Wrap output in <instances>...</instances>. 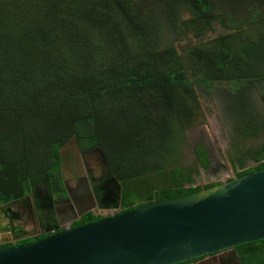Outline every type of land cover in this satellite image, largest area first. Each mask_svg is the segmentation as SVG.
<instances>
[{"label": "trees", "instance_id": "trees-1", "mask_svg": "<svg viewBox=\"0 0 264 264\" xmlns=\"http://www.w3.org/2000/svg\"><path fill=\"white\" fill-rule=\"evenodd\" d=\"M215 92L237 177L264 168V0H0V205L35 181L64 192L72 148L102 150L122 211L211 187L195 184L205 149L185 163L183 143ZM234 249L264 264V239Z\"/></svg>", "mask_w": 264, "mask_h": 264}, {"label": "water", "instance_id": "water-1", "mask_svg": "<svg viewBox=\"0 0 264 264\" xmlns=\"http://www.w3.org/2000/svg\"><path fill=\"white\" fill-rule=\"evenodd\" d=\"M102 163L105 176L116 183L119 206L121 188L104 155ZM263 239L261 168L190 194L0 248V264H176L225 250L236 256L235 246Z\"/></svg>", "mask_w": 264, "mask_h": 264}, {"label": "flooded vegetation", "instance_id": "flooded-vegetation-1", "mask_svg": "<svg viewBox=\"0 0 264 264\" xmlns=\"http://www.w3.org/2000/svg\"><path fill=\"white\" fill-rule=\"evenodd\" d=\"M206 132L205 127L200 125L194 131L186 133L192 150L195 146H204L207 153L208 165L206 169H202L204 171L200 169L197 176L199 179H196V182L201 180L203 183H195L202 186L229 180L237 176L236 173L240 170L236 167L234 171L230 157H227L228 160L224 157H214L216 149L213 148L212 140ZM102 155L97 147L83 153L75 152L76 164H70L71 166L63 171L62 193L52 194L46 180L35 181L29 196L0 205V246H15L28 238L41 239L91 223L93 220L82 222L84 215L90 212L102 218L122 211L121 203L117 206L116 183L105 176ZM228 161L233 173L228 172L225 163ZM251 166H255L252 161L245 165L248 168ZM69 218L71 220L67 221ZM185 262L187 263L184 264H238L231 250Z\"/></svg>", "mask_w": 264, "mask_h": 264}, {"label": "rangeland", "instance_id": "rangeland-1", "mask_svg": "<svg viewBox=\"0 0 264 264\" xmlns=\"http://www.w3.org/2000/svg\"><path fill=\"white\" fill-rule=\"evenodd\" d=\"M185 15L187 16L186 13H185ZM198 92L201 93V90H198ZM254 93H256V92L254 91ZM209 96H212V97H209ZM253 98H255V100L257 101V103L255 102L254 110L263 113V116H264L263 105L258 100V97L256 95H254ZM199 102H200V108H201L202 112H201L200 116H198L199 119H198L197 123L194 125V127H192L191 129H187L186 133H187V131L188 132L194 131L195 128L200 126V125L204 126L206 131H207L206 133H208V136L212 140L213 148L216 149V153L214 154V157L215 158H223V157L224 158H227V157L231 158V157H233L234 151L236 150L235 147L232 146L233 145L232 142L234 139V133H233V130L231 128L230 120H227L224 118L225 102L219 97L217 92L213 93V95L212 94H210V95L206 94L205 96L200 95ZM260 105L262 106V108L260 107ZM261 139L262 138H259V139H253V138L250 139L249 138L244 143V146L248 147V145H255L259 141H261ZM71 147H72V145L69 146V148H71ZM202 147L205 149L204 146H202ZM72 151H73V156H75V150L73 148L71 149V152ZM183 155H184L185 163H190L194 160V157L192 154V147H191V144L187 138L183 143ZM220 156H222V157H220ZM227 160H228V158H227ZM74 163L76 164L75 161H74ZM225 163H226V167L228 169V172H230L229 171L230 170L229 161H228V163L227 162H225ZM248 164H250V161L247 160L246 165H248ZM202 171H204V170H202ZM202 174H204V173L202 172ZM200 177H201V175H200ZM196 179H199V177H196ZM196 183H203V182H201V180H199V182H196Z\"/></svg>", "mask_w": 264, "mask_h": 264}, {"label": "clouds", "instance_id": "clouds-1", "mask_svg": "<svg viewBox=\"0 0 264 264\" xmlns=\"http://www.w3.org/2000/svg\"><path fill=\"white\" fill-rule=\"evenodd\" d=\"M121 203V202H120ZM120 212H123V211H120ZM105 217H107V216H105ZM105 217H102V218H105ZM102 218H100V219H102ZM99 220V219H98ZM94 222V221H93ZM43 238V237H42ZM32 242V241H31ZM29 243V242H28Z\"/></svg>", "mask_w": 264, "mask_h": 264}]
</instances>
